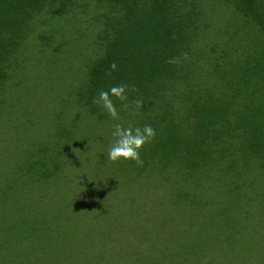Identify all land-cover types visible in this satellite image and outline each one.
Listing matches in <instances>:
<instances>
[{
  "label": "trees",
  "instance_id": "16d2710c",
  "mask_svg": "<svg viewBox=\"0 0 264 264\" xmlns=\"http://www.w3.org/2000/svg\"><path fill=\"white\" fill-rule=\"evenodd\" d=\"M44 57L69 62L68 72L86 70L87 79L43 86L47 73L36 60ZM121 84L129 86L128 99L112 97L120 114L113 120L93 100ZM30 95L36 115L52 124L44 123L41 137L26 131L13 167L17 178L53 190L55 200L51 212L42 204L44 217L30 211L6 223L0 264H70L69 252L80 251L69 249V239L79 237L77 247L85 240L68 219L76 218L70 190L84 189L88 179L107 197L104 215V179L114 190L132 186L133 198H150L143 218H158L160 203L232 226L260 214L263 194L249 196L246 184L264 173V0H0V115ZM115 123L156 130L140 150L142 165L107 161ZM4 197L0 192V214ZM249 200L255 207L243 208ZM97 232L85 240L92 256L77 255L82 264H101L104 253L113 264L115 249L103 252L112 239Z\"/></svg>",
  "mask_w": 264,
  "mask_h": 264
},
{
  "label": "rangeland",
  "instance_id": "374dc122",
  "mask_svg": "<svg viewBox=\"0 0 264 264\" xmlns=\"http://www.w3.org/2000/svg\"><path fill=\"white\" fill-rule=\"evenodd\" d=\"M36 62H39L38 67L43 71V77L47 73L42 80L43 86L54 84L59 87L65 81L72 85H79L87 79L84 69L82 71L73 68L68 72L69 62L64 60L49 62L44 57L37 59ZM80 63L79 61L76 64ZM54 67L60 80L48 73L50 68ZM34 81L41 83L36 75ZM31 96L22 97L21 104L17 102L15 108L0 115V153L4 150L3 157L0 156V192L5 195V205L0 214L3 217L0 218V228L3 227L0 230V238L5 237L4 234L10 233L6 223L12 219L23 218V213L28 216L30 211L32 212L31 218L44 217L41 213L45 210L42 204H50L48 211L51 212V204L55 200L53 190H48L47 186L37 185L35 181L31 183L17 178V170L13 167L17 162L16 154L13 152L20 146L19 142L24 141L26 131L32 132L34 137H41L47 128L44 123L52 124L50 119L43 120L45 114H42V118L38 114L36 115L32 104L35 98ZM33 116H35V122L31 119ZM67 117H73L72 113ZM79 118L83 119V116ZM29 127L30 130H28ZM77 145L81 146L82 144L78 143ZM241 176L244 175L241 174ZM104 182L107 185V195H109L108 205L105 207L106 215L101 213H104L103 204L107 197H104L100 189L92 188V182L88 179L84 189L81 190L79 185H75L74 189L70 190L76 218L68 219H71V223L75 224L78 221L83 222L80 223L83 229L81 226L75 229L74 223L71 228L74 231L77 230L78 233L81 231L85 240L96 238L94 233L97 230L99 231L97 233L111 237L110 247L105 246L103 252L106 249H115L117 257L113 264H193V262L194 264H223V261L232 262V264H262L264 262V173L262 176H258L256 182L249 184L247 182L246 184L249 196L263 194V207H260V214H255L254 218H236L235 226L223 218H214L209 214L206 216L199 213L198 216L187 218L186 212L183 215L180 209H169L170 206L166 207L161 203L160 206L158 205L160 209L158 213L161 212L158 214V218H156L157 215L143 218L140 213L147 207L150 198H133L129 189L132 186L125 188L122 185L123 187L120 186L114 190L111 188L109 180L104 179ZM13 186H16V190H20L18 192L19 199L17 195H12L10 192ZM51 188L53 189V186ZM80 192L83 195L80 196ZM151 192L148 190L149 194ZM155 192L161 193L159 189L153 191V193ZM251 206L255 207V203L249 200L243 205V208ZM95 225H97V229L94 227ZM243 225L246 226L242 227ZM58 231L59 229L55 228L54 232ZM78 238L69 239V241H73L69 249L80 251L69 252L72 253L70 264L71 262L72 264H82L77 253L92 256V253L87 250L89 245L84 239L83 245L77 247L75 242L81 243ZM169 244L172 250L164 251L166 250L165 245ZM192 244H196V249L189 251L188 249L192 248L189 246ZM107 256V254H101V264H108Z\"/></svg>",
  "mask_w": 264,
  "mask_h": 264
},
{
  "label": "clouds",
  "instance_id": "9594fccd",
  "mask_svg": "<svg viewBox=\"0 0 264 264\" xmlns=\"http://www.w3.org/2000/svg\"><path fill=\"white\" fill-rule=\"evenodd\" d=\"M187 58V53L184 54ZM176 60H170L169 63H175ZM112 70H116L117 65L113 63L111 66ZM111 75V71L108 73ZM128 85H115L108 90H101L96 98H94L93 103L101 106L107 111L109 116L113 120H120L119 111L112 99L116 97L120 101H126L128 99L126 92L128 90ZM132 91H137L135 87H132ZM135 108L140 109L143 107V102L141 100L133 101ZM122 109L128 111V105L122 104ZM112 141L109 148L107 149L106 156L107 161L116 162L121 159L133 160L137 165H142L143 160L141 159L140 150L145 144L151 142L156 136V130L151 125H144L143 127H125L121 123H115L112 130ZM73 151L76 152L75 149ZM90 178V177H89ZM91 179V178H90Z\"/></svg>",
  "mask_w": 264,
  "mask_h": 264
}]
</instances>
